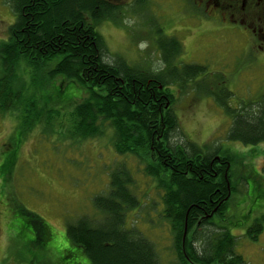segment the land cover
I'll list each match as a JSON object with an SVG mask.
<instances>
[{
    "label": "trees",
    "instance_id": "obj_1",
    "mask_svg": "<svg viewBox=\"0 0 264 264\" xmlns=\"http://www.w3.org/2000/svg\"><path fill=\"white\" fill-rule=\"evenodd\" d=\"M7 2L15 19L6 40L0 41V114L10 115L18 125L14 155L35 128L45 136L65 134L76 142L109 133L115 155L138 159L162 191V217L172 234L177 264H245L225 220L230 197L237 192L238 182L232 181L234 155L221 149L205 151L188 140L172 143L179 136L173 91L179 88L182 94L195 88L206 68L178 62L181 43L147 22L150 34L144 40L153 37L159 66L135 67L117 56L107 60L98 27L104 22L122 25L127 6L121 4ZM146 5L140 0L129 11H136L141 20ZM207 93L231 118L229 141L264 143V94L232 110L227 102L232 94L225 88ZM77 98L68 120L54 108ZM133 177L124 163L111 172L107 191L93 199L97 219L84 216L66 225V241L77 252L53 250L58 264H73L80 257L88 264H161L154 245L126 222L128 214L140 207L132 193ZM20 212L33 231L32 239L23 242L30 255L27 264H37L30 249L38 245V252L47 254L51 230L39 218L21 208ZM261 232L255 224L246 236L256 241Z\"/></svg>",
    "mask_w": 264,
    "mask_h": 264
},
{
    "label": "rangeland",
    "instance_id": "obj_2",
    "mask_svg": "<svg viewBox=\"0 0 264 264\" xmlns=\"http://www.w3.org/2000/svg\"><path fill=\"white\" fill-rule=\"evenodd\" d=\"M192 2L147 0L141 20L136 11H129L136 4L122 3L127 6L122 25L104 22L98 31L109 61L117 56L135 67L160 65L157 50L144 40L150 34L144 25L147 22L162 30L163 36L173 34L183 43L178 62L206 68L197 78L200 80L195 81L200 82L195 88L182 94L179 88L172 90L175 97L172 113L179 135L172 143L188 140L205 151L221 149L234 155L232 181L238 182L237 192L230 197L225 220L236 238L235 251L245 264H264V143L253 146L229 141L231 118L207 93H214L223 85L232 94L227 101L232 110L257 101L264 94V52L252 50L247 39L231 30L220 17V23H215L205 8ZM14 19L7 0H0V41L6 40ZM80 97L84 95L79 90ZM78 98L67 106L54 108L68 120L67 115ZM16 124L10 115L0 114V264L29 262L30 255L23 242L32 239L33 231L26 225L20 208L34 219L42 220L51 230L47 254H41L43 250L38 252V245L30 247L37 264H58L55 249L77 252L66 241V225L84 216L97 219L93 199L107 191L110 174L120 163L132 171L135 180L132 193L140 202V207L128 214V226L135 227L154 245L161 264H177L172 234L162 217V191L144 173V165L138 159L115 155L111 134L76 142L65 134H62L65 138L58 133L45 136L41 128H35L24 137L14 155L19 134ZM214 222L220 223L217 218ZM255 224L262 232L252 241L246 231ZM16 229L21 233H16ZM80 258H74L71 263L88 264Z\"/></svg>",
    "mask_w": 264,
    "mask_h": 264
},
{
    "label": "flooded vegetation",
    "instance_id": "obj_3",
    "mask_svg": "<svg viewBox=\"0 0 264 264\" xmlns=\"http://www.w3.org/2000/svg\"><path fill=\"white\" fill-rule=\"evenodd\" d=\"M103 1L110 4H137L140 2V0H130L126 3L122 0H118V2ZM191 4H198L205 8L215 23H220V17L231 30L239 33L243 39H247L252 50L264 52V0H193ZM168 36L174 37L173 34ZM152 38L149 41L151 46H153ZM243 51L246 53L245 50ZM181 64L187 65L188 63L181 62ZM221 84L223 83L221 82ZM222 87L225 88L223 85Z\"/></svg>",
    "mask_w": 264,
    "mask_h": 264
}]
</instances>
